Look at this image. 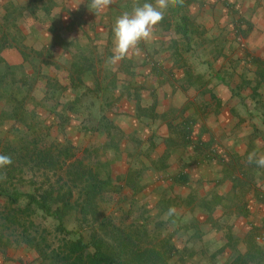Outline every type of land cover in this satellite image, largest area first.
<instances>
[{
    "label": "rangeland",
    "instance_id": "rangeland-1",
    "mask_svg": "<svg viewBox=\"0 0 264 264\" xmlns=\"http://www.w3.org/2000/svg\"><path fill=\"white\" fill-rule=\"evenodd\" d=\"M145 2L156 4L157 0H108V5L100 10L102 11L101 18L107 22L103 23V25L110 27L111 23L109 24V22H115L123 13H131L134 8L142 6ZM197 2L198 1L194 2V0H166L167 8L164 18L152 28L151 34L147 39L141 40L137 44V46L141 48L131 50L132 53L134 52L132 56L129 55L126 59H123L124 61L122 62L124 65L122 64V66H120L121 70L122 67L124 70L122 73L124 76L130 75L131 68L129 67H132L130 65V60L139 57V67H142V69L139 70L142 75L152 73L155 77H160L156 68H154L152 72L147 69L152 68V66H149L151 62H156L157 59L160 60L164 58L166 64L158 67V70L162 72L161 76H163L164 79L169 80V83H167L168 85L165 83L166 88L169 89L172 87L171 82L175 79L177 73L178 75L181 74V76L185 73V80L182 79L181 82H177L176 87L182 91H189L191 94L188 95L187 93V95L192 97V101L198 106L201 114H208L210 121L215 118L214 115H212L213 111L220 108L217 101L211 97L214 91L221 94L232 91H234L235 94L240 93V104H234L232 97L227 98V102H229L231 106L232 104L234 105V115L236 113L234 128H236L237 136L240 137L243 140L242 142L246 145L242 147V149L248 150L247 154L255 152L257 156L260 151H264V146H259L257 143H255V147L253 146V141H264V92L259 94L260 92L256 87L260 82V74H258V72L263 73L264 66L261 68L260 65H256L253 58H259V60H263L262 63H264V55H258L255 50H250V48L248 49V47L242 46L236 31L229 28L234 22L233 19L231 20L230 15H221L219 21L223 24L224 31L219 36H216L217 34L215 31L217 23L214 21L216 11H213V13H210L208 16L204 15V17L200 14V10L197 11ZM92 4L93 0H88L85 9L96 11L92 7ZM192 6L196 9L194 13L198 12V15L196 18L193 16L191 18L186 15L188 22H190L192 26L190 27L191 31L189 30V36L184 37L179 31H176L175 24L182 23L185 14L191 12ZM106 17H109L108 19H110V21L105 19ZM190 19L192 21L196 20V22L200 21L199 26H195L193 23L191 24L192 21ZM201 23H205V26L209 27V34H206V31L200 28ZM74 40V42H71L70 48L74 49L75 54L77 53L80 57L75 60L79 63H87V61H82L84 56L81 55V49L79 48L83 46V51L85 48H88L86 54L88 57L90 55V49L91 53L94 54V51H92L93 49L87 46V44H91V42L88 43L85 38ZM63 43L64 46H66L65 43L67 44L68 42H62L61 44L63 45ZM28 50L33 53L32 49ZM137 52L140 55H137ZM7 53L6 57L10 55L13 56L12 53ZM105 55L109 58L104 61H96L94 58L93 61L89 60L91 63H87L90 65L93 64L95 71L92 74L84 75L86 83L79 88V91H82L84 94L81 97L79 107L81 113L78 114V116L80 115L82 118L81 120H83V123L79 126L78 123L73 122L71 130L69 129L68 132L65 133L69 136L67 140H70L78 146L77 158L75 160H80L85 164L86 168L91 167L99 171L103 179H110L107 190L100 200V205L102 209L105 210L106 215L116 224L125 228L144 246H153L161 249L166 252L168 256L173 253L174 258L172 256L170 261L171 264H264V241L256 238L259 233L263 232V227L258 228L255 234L250 237V239L248 238L247 241H244V238L239 234V232H241V226H235L230 218H228V222H225L227 224L223 225L224 229L222 231L226 241L222 243L218 241H212L211 243H208L207 240L204 241L202 238L204 235H201L196 227L186 231L189 232V235H185L184 233L186 232L184 231L181 235H178V232H176V228L178 230V225L180 226L179 228L186 229L189 225L197 223V219L194 215L193 217L189 215L191 217L185 220L179 217V215H176L177 210L183 209V203L177 202L174 200L175 198H172L174 195L177 199L191 197V194H187L186 190L192 186H185V182H189V179L182 177L183 180L180 181L181 185H179V183L174 180H169L168 177L165 176L164 186L161 187L162 197L159 201L156 200L155 202L153 196L156 187H153L154 175L151 167L146 166L143 180L145 185H141L142 181L138 180L136 172H134L133 177L129 179V184L124 177L118 178L114 176L117 171L111 170L110 164L106 163L109 159V155H106L104 150L97 153V155L94 153L96 149L93 148L94 145L90 142L92 140L90 137L93 136V133L89 129L93 126L91 121L92 118L95 116L99 117L100 115L96 114V112L91 113L89 105H93L95 101V95L93 97L94 91L100 89V85L97 83L98 80L109 78L110 81L114 71L118 69L117 61L116 65L110 64L113 51L107 50ZM242 55H244L245 59L242 65H239V63L234 66L230 64L229 59L237 57L236 59L239 60ZM176 59L178 60L177 64L172 65V61H176ZM218 60L223 61L222 64H215ZM58 63L60 71L55 66H50V63H42L40 65L42 67V72H38L35 68L29 66L26 70L18 69V71H16L15 77H22V79H26V81L24 82L21 80V83H17L14 87H11L13 94L16 95V98L13 100H10L9 97H5L4 99L0 98V148L7 147V145L18 147L22 140L29 138H37L41 142H52L53 140L64 141V135L58 133L55 129L56 127L52 125L51 127L49 126L53 117H50L51 114L48 111V107L54 105L57 99L52 102L49 101V99H45L42 89L43 83L40 81L46 75L45 73L54 77L63 71L68 72L70 62L64 58L60 59ZM2 66L3 64L0 65V67ZM262 75V77H264V74ZM7 78L9 81L11 77L7 76ZM61 78L63 79V76H61ZM29 82H31V86L33 85L32 91H27V87L25 86V84ZM153 83L154 81L151 84ZM224 85H227V87ZM231 85H233V87H231ZM97 87L99 88L97 89ZM254 90H257L259 93ZM23 96H25L26 100H19L22 99ZM173 100H175L174 97ZM166 102H170V97L164 100V103ZM18 113V117L22 119L21 121L23 122L14 119L13 116ZM80 128L88 130L83 132ZM209 151L211 152V150ZM254 168H256L254 165L248 166L246 170V175H248L247 181L255 185L256 189H262L258 183L261 182L263 178L258 175ZM1 169L2 168H0V173L2 172ZM66 171L65 168L62 171L59 170L58 173L55 174L49 172L51 178L48 183H46V186L58 183L61 177L66 176ZM18 175L20 174L17 173L15 177H19ZM31 175L30 172L25 173V177H27L26 179H28V181L31 179ZM43 175V172L37 173L36 179L38 183H42ZM192 181L196 183V189L201 187L200 180L193 179ZM231 181H233V183H231L229 187L233 186L235 189L238 188L236 185L238 179H233ZM15 183L17 185L20 184L18 182ZM28 185L29 183L25 184V188H23H29ZM247 186L249 187V185ZM146 189L148 190L145 191ZM133 191L135 194H132ZM75 192H77V190ZM138 194H140V196L137 201H135L134 197ZM199 197L200 198H197L195 195L193 199L200 207L202 203L206 204L204 199L207 198V196L200 195ZM226 197V195H219V193L218 196H213V198H218L219 201L228 204L229 201ZM263 199L264 198L261 197V200ZM0 204V209H3L4 206L6 207L5 199L0 198ZM229 207L230 209L232 208V203H230ZM79 216L81 217L77 212H71V214L66 217V223L72 227L83 226L82 230L86 241H88L91 227L86 224L79 225L76 221ZM34 222H36L40 228H45L46 233L48 229L49 232L47 235L50 234V237L55 239L56 233L54 231V221L52 219H45L38 215L35 216ZM7 230L9 234H13L12 240L14 241L18 230L16 228H8ZM183 236L184 240L181 239ZM186 236H189L190 239L183 245ZM6 238L7 236H5V239ZM18 260H21L23 264H44L39 260L37 254L25 244L17 246L15 242H13L9 247L0 246V264H19L17 262ZM46 264H48V262Z\"/></svg>",
    "mask_w": 264,
    "mask_h": 264
},
{
    "label": "crops",
    "instance_id": "crops-1",
    "mask_svg": "<svg viewBox=\"0 0 264 264\" xmlns=\"http://www.w3.org/2000/svg\"><path fill=\"white\" fill-rule=\"evenodd\" d=\"M87 1L0 0V22L2 18L4 21L8 18L10 21L6 20L5 22H10L7 26L12 32L22 31L25 46L24 53H20L16 47L12 48L9 53H12L13 56L6 57V61L14 66L23 63L32 68L33 60L39 51L42 56L38 57L37 54L39 59L37 57L36 59L43 64L50 63L53 52L54 55L59 56L58 62L64 58L68 61L69 58L71 63L73 59L71 53L74 52V49L70 48L71 42H74V39L84 38L88 43L91 42L87 46L94 50L96 61L108 59L105 52L113 51L115 22H109V24L111 23L110 27L104 26L103 23L107 22L101 18L102 11L86 10ZM195 1H198L197 11L200 10V14L203 16H208L216 11L214 20L217 23L216 36L224 31V26L219 21L221 15H230L234 22L229 28L236 31L242 46L255 50L258 55H264V0ZM194 11L196 9L192 6L191 12L185 14V17L188 15L191 18L192 16L196 18L198 12L194 13ZM108 20L110 21V19ZM192 23L199 26L200 21L196 22L195 20ZM205 25V23H201L200 28L209 34V27ZM191 26L189 22L188 34L191 31ZM175 27L176 31H179L181 23L175 24ZM62 42L68 43H65L66 46H64V43L61 44ZM140 48L136 45L135 48L129 50L126 57L132 56L134 52L132 53L131 50ZM28 49H32L33 53ZM26 54L28 56H25ZM137 55L140 54L137 52ZM236 58L229 59L231 65L234 66L238 63L242 65L245 62L244 55L239 60ZM139 59L137 57L130 60V65L137 71V74L134 77L123 75V84L120 83L119 89L109 88L94 91L93 105L95 108L91 104L89 108H91V113L96 112L100 116H95L91 120L94 137H90L92 139L90 142L94 145L93 148H99L101 152L104 149L106 155H109L108 161H110L111 170L117 171L114 176L124 177L129 184V179L136 172L138 180L142 181L141 185H145L143 180L146 166L151 167L154 175L153 187H156L153 196L155 202L162 197L161 187L164 186L165 176L179 185L184 177L190 180L185 182V186H192L186 190L187 194H191V197L177 199L174 195L172 198L183 203V209L178 208L176 215L182 217L183 220L191 217L189 215L192 217L194 215L197 223L189 225L186 229L179 228L178 225V230L176 228L178 235L196 227L197 231L204 235L202 237L204 241L222 243L226 241L222 231L223 225L227 224L225 222H228L227 220L230 218L235 226H241L239 234L244 238V241H247L258 228H264V199L261 200V197L264 198V168L257 167L254 163H248V150L242 149L246 145L237 136L236 128H234L236 113L234 115V105L231 106L227 102V98L232 97L234 104H240L241 94H235L234 91L225 94L214 91L211 97L217 101L220 108L213 111L212 115L215 118L210 121L208 114H201L198 106L192 101V97L188 96L191 93L176 87L177 82L185 80V73L182 76L177 73L171 82L172 87L168 89L165 83H169V80L164 79L161 76L162 72L158 70V67L166 64L165 59H157L156 62L149 64V66L154 65L160 77H155L153 74L142 75L139 70L142 69L139 67ZM253 59L256 65H260L261 68L264 66L263 60ZM122 61L124 60H118L117 66H121ZM177 61V59L172 61V65L177 64ZM58 62L55 64L58 65ZM222 62L218 60L215 64H222ZM50 66L54 65L50 63ZM147 70L150 71V68ZM258 74H260V82L256 87L260 93L257 90L254 91L261 94L264 92V77H262L264 70L263 73L258 72ZM130 81L134 87L125 89L124 85ZM153 81L154 83L151 84ZM224 86L227 87V85ZM228 86L230 87L229 84ZM78 92H80L79 89ZM69 96L74 97V94L70 93ZM169 97L170 102L164 103V100ZM103 115L105 118L102 120ZM70 128L72 127L70 126ZM253 142L254 147L255 143L264 146V141ZM263 155L264 151H260L257 158ZM249 165L256 166L254 169L263 178L258 183L263 190L256 189L255 185L247 181L246 170ZM193 179L200 180L201 187L196 189ZM233 179H238L236 182L238 188L236 189L233 186L229 187L233 183L231 181ZM218 193L226 195L229 203L225 204L218 198H213V196H218ZM132 194H135L134 191ZM195 195L197 198H200V195L207 196L204 199L206 204L202 203L199 207L193 199ZM139 196L140 194L134 197V200L137 201ZM230 203H232L231 209ZM184 234L189 235V232ZM256 238L264 241V230ZM181 239L184 240V236ZM189 239L190 237L186 236L183 245ZM17 262L23 264L21 260Z\"/></svg>",
    "mask_w": 264,
    "mask_h": 264
},
{
    "label": "trees",
    "instance_id": "trees-1",
    "mask_svg": "<svg viewBox=\"0 0 264 264\" xmlns=\"http://www.w3.org/2000/svg\"><path fill=\"white\" fill-rule=\"evenodd\" d=\"M6 20L10 21L8 18ZM5 21L2 18L0 22V65L3 64L0 67V98L9 97L13 100L16 95L13 94L11 87L21 83V80L26 81L22 77H15V73L18 69L26 70L28 66L23 63L14 66L6 61V54L12 48L16 47L20 53H24L25 46L22 31L12 32L7 26L10 22ZM188 25V19L184 16L179 28L184 37L189 36ZM87 52L88 48L84 51L81 49V55L84 56L82 61L91 63L90 61H93L95 56L91 53V49L88 57ZM37 54L38 57L42 56V53L37 51L32 66L36 71L42 72L40 66L42 63L36 59ZM71 55L73 59L68 66V72L54 77L46 74L40 80L43 83L45 99L51 102L57 99L55 106L48 107L50 117H53L49 126L56 127L57 132L64 135V141L41 142L37 138H29L22 140L18 147L7 145V147L0 148V154L10 155L13 161L11 165L2 167L0 173V198L5 199L6 202V207L0 209V246L9 247L13 242L17 246L25 244L37 254L44 264L47 262L48 264H171L172 256L174 258L173 253L168 256L161 249L144 246L125 228L106 215L100 205V200L107 190L110 179H103L99 171L91 167L86 168L80 160H75L78 146L67 140L69 136L66 133L69 129L71 130L70 126L73 122L78 123L79 126L83 123L78 114L81 113L79 107L84 94L82 91L78 92V89L86 83L84 75L94 73L95 67L93 64L77 62L75 59L80 58L77 53L72 52ZM58 58L59 56L54 55L53 52L50 63L60 71L59 66L55 64ZM126 58L125 56L122 60ZM68 62H70L69 58ZM111 63L116 65L113 59ZM122 64L124 65L123 62ZM151 66L152 72L154 66ZM117 68L110 81L109 78L98 80L100 89L120 88V83L123 84L122 72L124 70L123 67L121 70L120 66ZM129 68H131L129 76L134 77L137 71L133 67ZM7 76L11 77L9 81ZM30 84L31 82L25 84L27 91H32L33 85ZM133 87L131 81L124 85L125 89ZM70 93L74 94V97L69 96ZM19 100L25 101V96ZM18 115L19 113L14 115V119L23 122ZM104 118L103 115L102 120ZM80 130L86 132L88 129L80 128ZM89 130L92 131L94 128ZM94 153L97 155L100 149L96 148ZM106 163L110 164V161ZM65 168L67 170L65 177H61L58 183L46 186L51 178L49 172L55 174ZM26 172L32 174L29 181L25 177ZM38 172L44 174L42 183H38L36 179ZM17 173L20 174L19 177H15ZM15 182L20 184L17 185ZM28 183L29 188L24 189L25 184ZM73 211L81 215L76 220L79 225L86 224L91 227L88 241L82 230L83 226L67 225L66 217ZM38 215L54 221L55 239H52L50 234L47 235L48 229L46 233L45 228H40L34 222L35 216ZM8 228L18 230L14 241L12 240L13 234L7 232ZM5 236H7L6 239Z\"/></svg>",
    "mask_w": 264,
    "mask_h": 264
},
{
    "label": "clouds",
    "instance_id": "clouds-1",
    "mask_svg": "<svg viewBox=\"0 0 264 264\" xmlns=\"http://www.w3.org/2000/svg\"><path fill=\"white\" fill-rule=\"evenodd\" d=\"M107 5L108 0H93L92 7L100 11ZM166 8V0H157L156 4L145 2L116 19L113 26V62L124 58L130 49L150 36L152 28L164 18ZM12 163L10 155L0 154V168ZM248 163L264 168V156L257 158L255 152L250 153Z\"/></svg>",
    "mask_w": 264,
    "mask_h": 264
}]
</instances>
